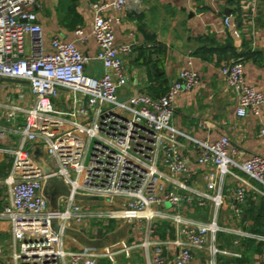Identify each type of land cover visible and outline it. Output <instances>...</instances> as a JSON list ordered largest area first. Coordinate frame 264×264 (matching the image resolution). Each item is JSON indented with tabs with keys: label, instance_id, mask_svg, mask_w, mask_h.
Listing matches in <instances>:
<instances>
[{
	"label": "built area",
	"instance_id": "1",
	"mask_svg": "<svg viewBox=\"0 0 264 264\" xmlns=\"http://www.w3.org/2000/svg\"><path fill=\"white\" fill-rule=\"evenodd\" d=\"M39 6L40 0H0V79L27 82L33 96L27 107L11 106L10 120L23 113L25 123L18 143L6 150L13 155V164L6 179L9 200L0 208V220L11 224L13 242L9 255L0 244V264H99L100 258L118 264L120 255L131 258L135 250H143L149 264H196L200 252L207 253V260L199 264H218L220 256L237 255L220 247L219 233L236 234L237 245L242 237L264 241L262 235L220 222L228 207L240 217L248 196L246 187L226 190L227 176L264 196L234 170L264 186V156L238 160V150L227 136L212 143L199 141L173 124L178 95L202 82L197 71L183 69L161 96L140 92L125 101L119 98V88L128 82L120 54L133 48L117 43L115 24L120 18L106 12L128 6L139 12L141 0L93 4L92 33L99 47L94 59L103 65L99 77L87 73L91 58L77 43L55 37L46 47ZM225 23L231 25L230 16ZM76 34L87 39L81 29ZM244 68L239 58L220 72L238 96V116L250 112L259 116L264 94L247 82ZM64 102L69 103L67 108L61 106ZM183 137H189L199 151L197 165L213 169L204 174L203 186L193 183L195 167L185 155ZM36 146L43 149V162L35 157ZM49 177L61 179L69 191L56 208L44 193ZM77 195L96 197L100 203L79 200ZM187 207L209 208V216L191 218ZM92 219L144 221L146 239L69 249L70 225ZM157 221L173 226L171 239L152 240ZM166 248L174 255L165 254Z\"/></svg>",
	"mask_w": 264,
	"mask_h": 264
},
{
	"label": "crops",
	"instance_id": "2",
	"mask_svg": "<svg viewBox=\"0 0 264 264\" xmlns=\"http://www.w3.org/2000/svg\"><path fill=\"white\" fill-rule=\"evenodd\" d=\"M104 1L109 0H40L37 10L46 47L55 37L77 43L91 58L86 65L87 73L98 77L103 74V65L94 59L99 47L92 33L93 4ZM141 4L139 12L132 6L122 10L109 9L106 12L107 15L120 18L115 24L117 43L133 48L131 52L120 54L128 82L119 88V98L125 101L140 92L161 96L183 69L191 68L199 73L202 82L197 88L178 95L174 126L199 141L212 143L227 136L238 150V160H245L255 154L264 156V105L259 116L251 112L244 117L238 116V96L227 85L220 72L223 65L242 58L247 82L264 94V0H141ZM228 16L232 21L230 26L225 23ZM78 29L84 31L87 38L85 41L76 34ZM66 98L65 96V101ZM32 100L27 82L0 79V131H3V136L0 137V208L9 200L6 179L13 164V155L6 150L18 143L25 123L23 113H19L15 120H10L11 106L27 107ZM61 106L67 108L69 103L64 102ZM189 137L182 138L186 144L185 155L195 167L193 183L203 186L204 174L213 169L197 165L199 151ZM35 157L40 162L44 160V152L40 146L35 147ZM234 170L244 180L264 191L262 184L251 179L242 170ZM54 183L47 181L44 190L52 208H56L59 200L66 196L65 186L59 182L56 185ZM224 187L226 190L246 187L248 196L240 217L234 216L232 209L228 207L222 210L220 222L232 229L264 236V196L233 176L225 178ZM229 202L230 199L228 205L231 206ZM166 207L170 211L174 210L170 206ZM209 212V208L185 209L186 215L194 219H207ZM118 222L105 220L96 221V224L93 221H86L81 225L72 223L68 229L66 244L69 249H77L84 246L79 240H91L89 245L99 246L103 238L97 228L113 229L107 233L112 236L124 227L115 229ZM153 225L155 233L152 240L173 237V226L169 222L157 221ZM127 227L124 235L111 243L119 240H127L131 244L144 242V221L129 223ZM69 232L74 235H69ZM163 233L164 238L161 237ZM89 234L95 236V239L88 238ZM237 238L236 234L219 233L217 242L220 247L237 255L220 256L218 264H264V241L242 237L237 245ZM12 242L11 224L0 220V244L5 247L8 255L11 253ZM165 254L174 255L170 248H166ZM206 260L207 253L200 252L195 262L199 264ZM105 261L107 259L100 258L99 264ZM125 264L149 262L143 250H135L131 258H126Z\"/></svg>",
	"mask_w": 264,
	"mask_h": 264
},
{
	"label": "rangeland",
	"instance_id": "3",
	"mask_svg": "<svg viewBox=\"0 0 264 264\" xmlns=\"http://www.w3.org/2000/svg\"><path fill=\"white\" fill-rule=\"evenodd\" d=\"M55 101V100H54ZM59 188L60 187H58V190H59ZM100 202H95V204L97 205V204H99ZM168 207H169V205H167ZM90 221H93L95 224H96V221L97 220H90ZM110 221V220H109ZM119 222H118V224H115V229L117 228V227H122V226H124V227H122L121 229H119L118 231H120V232H116L115 234H113L112 236L111 235H109V234H107L108 232H111V231H113V229L112 230H110L108 227H102V229H99V228H97L98 230V233L102 236V244L99 242V246H101V245H106L107 243L109 244V243H111V242H113V240L115 241L117 238H120V237H122L124 234L123 233H125L126 231H127V224H129V222L127 221V220H118ZM100 222H102V221H100ZM124 223V224H123ZM120 224H122V225H120ZM126 224V225H125ZM101 225V224H100ZM99 225V226H100ZM104 228V229H103ZM104 230V231H103ZM69 235H71V236H73L74 234H73V232H69ZM90 235V234H89ZM88 238H91V239H95V236H89ZM82 244L81 245H86V243H87V245H89V242H91V240L90 241H88L87 240V242H82L81 240H79ZM79 242V243H80ZM118 260H119V264H125L126 263V258L124 257V256H119L118 257ZM103 264H112V263H110L108 260L107 261H105Z\"/></svg>",
	"mask_w": 264,
	"mask_h": 264
},
{
	"label": "water",
	"instance_id": "4",
	"mask_svg": "<svg viewBox=\"0 0 264 264\" xmlns=\"http://www.w3.org/2000/svg\"><path fill=\"white\" fill-rule=\"evenodd\" d=\"M46 172L49 174V170L48 169H46ZM48 182H59V183H61L62 185H64L65 186V195H68L69 194V191H68V189H67V186L63 183V181L61 180V179H59V178H57V177H49L48 178V180H47ZM54 183V184H55ZM56 185V184H55ZM76 198L77 199H79V200H87V201H93V200H99L98 198H96V197H91V196H84V195H77L76 196ZM53 225H54V228L56 229V230H59V224H58V221L57 220H55L54 222H53Z\"/></svg>",
	"mask_w": 264,
	"mask_h": 264
},
{
	"label": "trees",
	"instance_id": "5",
	"mask_svg": "<svg viewBox=\"0 0 264 264\" xmlns=\"http://www.w3.org/2000/svg\"><path fill=\"white\" fill-rule=\"evenodd\" d=\"M152 47H153V46H152ZM161 237H163V238H164V237H165V234L163 233V234L161 235Z\"/></svg>",
	"mask_w": 264,
	"mask_h": 264
}]
</instances>
